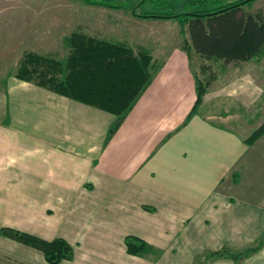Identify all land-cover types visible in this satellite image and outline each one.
Listing matches in <instances>:
<instances>
[{"label":"crops","instance_id":"1","mask_svg":"<svg viewBox=\"0 0 264 264\" xmlns=\"http://www.w3.org/2000/svg\"><path fill=\"white\" fill-rule=\"evenodd\" d=\"M6 32L0 228L65 240L73 258L59 264H264V243L251 250L264 240V135L243 143L264 121L243 140L232 136L228 152L225 142H213L214 128L235 130L243 121H234L229 107L207 104L208 93L190 114L194 75L185 52L173 46L106 143L113 115L13 76L26 47L9 45L20 47L25 35ZM44 40L51 48V37ZM128 236L161 255H128ZM221 250L247 254L237 261L210 256ZM0 264L47 262L41 252L0 236Z\"/></svg>","mask_w":264,"mask_h":264},{"label":"trees","instance_id":"2","mask_svg":"<svg viewBox=\"0 0 264 264\" xmlns=\"http://www.w3.org/2000/svg\"><path fill=\"white\" fill-rule=\"evenodd\" d=\"M120 1L85 0L87 5L111 10H121ZM256 1L259 0H141L131 15L140 20L178 24L180 34H187L181 49L189 63L191 53H194L203 62L236 65L264 53V11L248 10ZM65 42L68 54L64 61L25 52L13 76L113 115L115 119L108 130L107 143L162 65L156 66L150 53L142 47L98 39L79 29L72 32ZM194 81L196 101L190 114L206 94L205 85L195 77ZM263 135L264 122L243 143L251 146ZM0 236L41 252L47 264H59L73 258L71 246L61 238L45 241L9 227H1ZM124 243L127 254L131 256H154L156 259L161 255L160 251L133 236L126 237ZM263 243L264 240H260L251 250L256 251ZM246 254L247 251L235 254L221 250L210 256H230L237 261Z\"/></svg>","mask_w":264,"mask_h":264},{"label":"rangeland","instance_id":"3","mask_svg":"<svg viewBox=\"0 0 264 264\" xmlns=\"http://www.w3.org/2000/svg\"><path fill=\"white\" fill-rule=\"evenodd\" d=\"M140 1L121 0V10H111L87 5L85 0H0V42L6 31L16 28L20 30V36L24 33L25 39L20 41V47L17 44L16 49H12L11 44L9 47L19 51L21 45H25L26 48H21L20 58L25 52H32L64 61L68 54L65 40L79 29L91 37L142 47L150 53L155 65L160 66L167 51L173 46H183L187 34H180L179 25L172 21L134 18L131 12ZM248 10L264 11V0L254 2ZM45 37H51V48ZM190 66L194 77L206 87L207 104L229 107L236 117L233 120L243 121L235 130L226 124L212 130L210 139L217 144L225 142L228 152L232 136L245 139L264 121V53L236 65L203 62L191 53ZM239 104L247 106L235 112ZM208 126L211 128V123ZM225 158L222 163L227 165L230 156Z\"/></svg>","mask_w":264,"mask_h":264}]
</instances>
